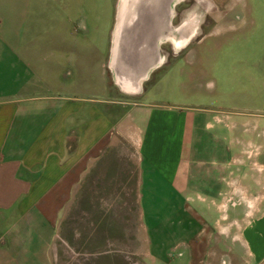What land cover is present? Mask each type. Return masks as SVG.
Returning a JSON list of instances; mask_svg holds the SVG:
<instances>
[{"label":"crops","instance_id":"obj_1","mask_svg":"<svg viewBox=\"0 0 264 264\" xmlns=\"http://www.w3.org/2000/svg\"><path fill=\"white\" fill-rule=\"evenodd\" d=\"M251 2L228 7L264 8ZM65 3L0 0V264H63L58 247L73 241L91 264L132 251L134 216L116 202L132 197L117 185L132 177L134 154L145 264H264V104L208 110L143 100L166 64L162 42L186 36H169L156 0L128 1L125 13L119 4L101 84L100 46L85 44L79 7L69 16ZM253 72L264 84V67Z\"/></svg>","mask_w":264,"mask_h":264},{"label":"rangeland","instance_id":"obj_2","mask_svg":"<svg viewBox=\"0 0 264 264\" xmlns=\"http://www.w3.org/2000/svg\"><path fill=\"white\" fill-rule=\"evenodd\" d=\"M65 1L69 16H76L75 10L77 7L80 8H78L79 16L85 20V26H81V31L85 35V44L95 42L100 46L101 62L96 68L99 70V74L95 73V76L99 77V82L102 84L103 76L105 81L108 80L102 63L109 51L110 34L115 20L118 19L117 9L120 2L119 0ZM191 1L194 2L193 8L185 11L181 17L184 20L191 13L201 14L198 33L194 37L195 43L190 45L186 54L189 55L190 50L197 48L200 51L198 59L191 63L188 62L190 58L183 52L180 54V49L177 47L174 49L175 52L173 49L171 50V56L170 52H162L161 57L166 64L152 74L151 79L147 81L145 84L146 96L142 99L155 101L162 105L185 104L194 107V109L207 108L208 110H221L227 104L233 105L243 100L251 102L254 107L264 104V84L262 80L256 78L258 77L257 73L253 72V67H264V8L253 5H251L253 8L249 6L247 9L230 8L228 7L230 0ZM249 1L252 4L253 0ZM253 3L255 4V1ZM240 4L242 5V3ZM241 9L245 10L247 14L244 15L245 11L243 12ZM203 38L206 40L201 41ZM178 54L181 56L178 57ZM181 68L186 72H180ZM197 69L202 72V76L198 77V81L195 82L196 78L191 77L190 72ZM68 71H73L71 63ZM248 71L249 73H246ZM244 75H255V80L242 79ZM200 81L201 86L197 85L195 88L194 85ZM118 94L122 95V93ZM135 97L133 96L134 99H136ZM118 144L130 145L131 143L121 139ZM117 159L119 158L117 157ZM136 166V154H134L132 163L127 166L128 170H132V177H129L126 184L124 182L117 185L118 195L123 191L131 193L132 197L129 201L118 200L116 204L117 209L120 210L118 213L123 212V208H126L133 214L134 232L132 251L117 250L116 264H145L142 258L144 249L138 248L140 242L136 239L138 234L135 233V230H138ZM121 179L120 176V182ZM90 187L92 189V186ZM100 203L104 204L105 202ZM70 208L73 210L74 229L77 219L75 199ZM90 208H92V204H90ZM70 243H73L75 248H72V244H70L72 247L65 248L63 243H60L58 247L64 256L63 264H91V261L87 260L88 257H85L82 252H78V249H83L82 241ZM172 254L177 253L172 252ZM105 260L107 261V259Z\"/></svg>","mask_w":264,"mask_h":264},{"label":"flooded vegetation","instance_id":"obj_3","mask_svg":"<svg viewBox=\"0 0 264 264\" xmlns=\"http://www.w3.org/2000/svg\"><path fill=\"white\" fill-rule=\"evenodd\" d=\"M141 4L143 3L137 2L136 4H134V6H138ZM153 5H154L153 7L158 8L156 10L158 11V14L160 13L162 15L161 19H163L164 17L165 20L170 24L168 33L169 36L170 35L172 36L178 34L177 29L182 23V19H183L181 16L185 14V11L193 8L194 2H192L191 0H156V3H154ZM162 8L164 9V11ZM136 13L139 15L141 12L136 11ZM142 13L143 15L146 14L144 12ZM136 21H137V25L142 23L141 18H138ZM172 49L173 46H172V41H170V39H166L164 42H162V47H161L162 52H166V53L170 52V56H171Z\"/></svg>","mask_w":264,"mask_h":264},{"label":"bare ground","instance_id":"obj_4","mask_svg":"<svg viewBox=\"0 0 264 264\" xmlns=\"http://www.w3.org/2000/svg\"><path fill=\"white\" fill-rule=\"evenodd\" d=\"M128 1L132 2V0H120V5L122 7V13H123V10H124V13L126 12L125 8L127 7L130 8L131 10L132 5H130ZM133 1H137V0H133ZM198 5H201V4H198ZM200 17H201V14L196 13V12L191 13L190 15L186 17L183 24L177 29V32H183L185 33L186 36L182 40L174 39V44H176L175 47H177L178 49H182L191 39H193L197 35L198 26H199L198 23L200 21Z\"/></svg>","mask_w":264,"mask_h":264},{"label":"water","instance_id":"obj_5","mask_svg":"<svg viewBox=\"0 0 264 264\" xmlns=\"http://www.w3.org/2000/svg\"><path fill=\"white\" fill-rule=\"evenodd\" d=\"M122 27V26H121ZM124 31V30H123ZM122 32V28H120V33ZM122 34H119V40H121L123 38V36H121ZM120 43V42H119Z\"/></svg>","mask_w":264,"mask_h":264}]
</instances>
